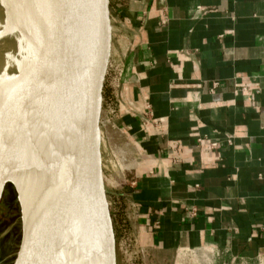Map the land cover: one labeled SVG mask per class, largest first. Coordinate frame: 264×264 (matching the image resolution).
Returning <instances> with one entry per match:
<instances>
[{
    "label": "crops",
    "instance_id": "crops-1",
    "mask_svg": "<svg viewBox=\"0 0 264 264\" xmlns=\"http://www.w3.org/2000/svg\"><path fill=\"white\" fill-rule=\"evenodd\" d=\"M110 19L101 125L137 247L264 260V0H110Z\"/></svg>",
    "mask_w": 264,
    "mask_h": 264
},
{
    "label": "water",
    "instance_id": "water-1",
    "mask_svg": "<svg viewBox=\"0 0 264 264\" xmlns=\"http://www.w3.org/2000/svg\"><path fill=\"white\" fill-rule=\"evenodd\" d=\"M75 1L71 55L43 32L31 58L0 94V189L14 190L22 233L11 264H117L100 153L111 66L110 0ZM13 2L11 15L19 21ZM37 89L49 125L59 132L52 168L67 182L53 218H48L49 184L33 149Z\"/></svg>",
    "mask_w": 264,
    "mask_h": 264
},
{
    "label": "bare ground",
    "instance_id": "bare-ground-1",
    "mask_svg": "<svg viewBox=\"0 0 264 264\" xmlns=\"http://www.w3.org/2000/svg\"><path fill=\"white\" fill-rule=\"evenodd\" d=\"M12 1L14 9H17L18 15L22 18L19 21L12 18ZM75 2V0H0V94L5 90L8 80H11L31 58L43 32L49 35L65 55H71L72 23L76 18ZM32 109L33 149L37 165L49 184L48 218H53L60 209L62 197L67 189V182L62 176L55 174L51 164L59 132L49 125V114L38 89L33 98ZM5 143L8 146V141ZM2 196L3 193L0 194V202Z\"/></svg>",
    "mask_w": 264,
    "mask_h": 264
},
{
    "label": "rangeland",
    "instance_id": "rangeland-1",
    "mask_svg": "<svg viewBox=\"0 0 264 264\" xmlns=\"http://www.w3.org/2000/svg\"><path fill=\"white\" fill-rule=\"evenodd\" d=\"M107 92L105 96V101ZM105 101L103 108L105 106ZM103 110V109H102ZM102 121V112H101ZM100 153L103 167L107 201L111 214L113 230L116 242L117 264H155L157 259L140 251L133 237L128 208L120 194L124 191L125 180L121 177L118 167L124 164L122 156L118 155L117 147L122 144L116 132L109 127L101 125ZM123 151V150H122ZM112 177L113 182L109 180ZM3 190L0 191L2 194ZM0 264H11L21 241V221L19 206L15 198L14 190L10 185L5 186V192L0 202ZM12 212V213H11ZM14 224V225H12ZM218 264L221 259L216 253L209 252H182L173 256L172 264ZM222 264H264V260H255L248 263L246 260L230 258L222 260Z\"/></svg>",
    "mask_w": 264,
    "mask_h": 264
},
{
    "label": "built area",
    "instance_id": "built-area-1",
    "mask_svg": "<svg viewBox=\"0 0 264 264\" xmlns=\"http://www.w3.org/2000/svg\"><path fill=\"white\" fill-rule=\"evenodd\" d=\"M162 22L164 23L165 20H163ZM118 73H119V72H118ZM214 85H216V84H214ZM203 140H204V138H202V137H198L196 141H197V143H201ZM210 146H211L212 148L216 147V142H211V143H210ZM172 148H173L174 150L177 149V144L175 143V144L172 146ZM176 162H178V160H177V159H174V160H173V163H176ZM191 214L194 215V209L191 210ZM192 251H195V250H189V249H186V250H184V251H178L177 253H182V252H192ZM201 252H203V253H205V252L213 253V251H212L211 249L202 250Z\"/></svg>",
    "mask_w": 264,
    "mask_h": 264
}]
</instances>
